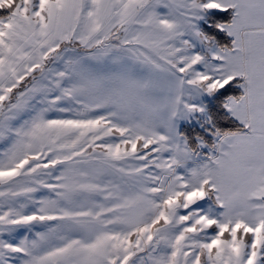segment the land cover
Masks as SVG:
<instances>
[{"label": "snow or ice", "instance_id": "obj_1", "mask_svg": "<svg viewBox=\"0 0 264 264\" xmlns=\"http://www.w3.org/2000/svg\"><path fill=\"white\" fill-rule=\"evenodd\" d=\"M0 264H264V0H0Z\"/></svg>", "mask_w": 264, "mask_h": 264}]
</instances>
